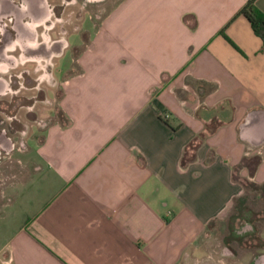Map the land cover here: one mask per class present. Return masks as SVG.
Segmentation results:
<instances>
[{"label":"crops","instance_id":"obj_1","mask_svg":"<svg viewBox=\"0 0 264 264\" xmlns=\"http://www.w3.org/2000/svg\"><path fill=\"white\" fill-rule=\"evenodd\" d=\"M245 2L120 0L88 42L65 38L63 120L18 155L24 221L0 264H177L243 196L240 176L264 184V43ZM20 3L0 0L26 49L37 25L22 20L45 7Z\"/></svg>","mask_w":264,"mask_h":264},{"label":"rangeland","instance_id":"obj_2","mask_svg":"<svg viewBox=\"0 0 264 264\" xmlns=\"http://www.w3.org/2000/svg\"><path fill=\"white\" fill-rule=\"evenodd\" d=\"M11 1L17 5L21 0ZM119 1L43 0L44 16L39 8L34 22L22 20V24L31 21L28 28L37 25L32 38L20 36L34 41V46L26 49L16 48L15 15L0 5V77L8 82L5 92L0 91V246L24 221L19 213L25 204L21 192L27 186L21 181H25L29 166L24 159L18 162V155L26 150L27 140L40 138L48 124L63 120L59 98L64 76L57 70V61L67 44L65 38L72 32H84L83 40L88 42L90 33ZM239 178L243 196L236 199L227 216L208 227L202 248L184 254L177 264H264L258 263L264 258V216L259 220L254 216L255 212L264 215V184ZM248 207L251 209L245 212ZM251 222L259 235L252 233Z\"/></svg>","mask_w":264,"mask_h":264},{"label":"trees","instance_id":"obj_3","mask_svg":"<svg viewBox=\"0 0 264 264\" xmlns=\"http://www.w3.org/2000/svg\"><path fill=\"white\" fill-rule=\"evenodd\" d=\"M237 15H243L249 21L253 31L264 43V13L256 6L255 0H246Z\"/></svg>","mask_w":264,"mask_h":264},{"label":"flooded vegetation","instance_id":"obj_4","mask_svg":"<svg viewBox=\"0 0 264 264\" xmlns=\"http://www.w3.org/2000/svg\"><path fill=\"white\" fill-rule=\"evenodd\" d=\"M30 46H34V41H33L32 43H30ZM257 189H258V188H257ZM258 191H259V189H258ZM258 194H259V192H258ZM239 200H240V199H239ZM243 205H244V204L241 205V203H240V206H243ZM237 208H238V207H237ZM249 209H251V208L248 207V208L246 209L245 212L249 211ZM238 210L241 212L243 209H242V208H238ZM255 213H256V214H254V216H255V218H256L257 220H259L260 218H262V217L264 216V215H262V214H261V216H260V214H258V212H255ZM244 223L247 224L248 221L245 220ZM251 226H252V228H253V229L251 230L252 233H256L257 230H255V229H256L257 226L255 227L254 224L252 225V222H251ZM254 228H255V229H254ZM257 234L259 235V234H260V231H258ZM256 240H259L258 237H256Z\"/></svg>","mask_w":264,"mask_h":264},{"label":"bare ground","instance_id":"obj_5","mask_svg":"<svg viewBox=\"0 0 264 264\" xmlns=\"http://www.w3.org/2000/svg\"><path fill=\"white\" fill-rule=\"evenodd\" d=\"M258 263H264V258L263 259H259Z\"/></svg>","mask_w":264,"mask_h":264}]
</instances>
